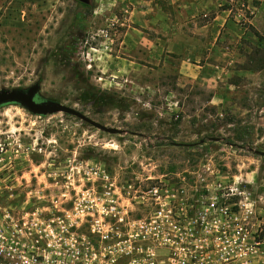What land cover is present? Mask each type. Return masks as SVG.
I'll return each mask as SVG.
<instances>
[{
  "label": "rangeland",
  "instance_id": "374dc122",
  "mask_svg": "<svg viewBox=\"0 0 264 264\" xmlns=\"http://www.w3.org/2000/svg\"><path fill=\"white\" fill-rule=\"evenodd\" d=\"M0 65V93L114 131L1 104V205L114 187L141 218L153 187L221 184L264 217V0H0ZM19 172L42 191H8Z\"/></svg>",
  "mask_w": 264,
  "mask_h": 264
},
{
  "label": "built area",
  "instance_id": "2783aa9c",
  "mask_svg": "<svg viewBox=\"0 0 264 264\" xmlns=\"http://www.w3.org/2000/svg\"><path fill=\"white\" fill-rule=\"evenodd\" d=\"M90 191L88 202L45 201L21 225L0 204V264H264V217L239 186L199 197L191 185L153 187L141 218L114 187Z\"/></svg>",
  "mask_w": 264,
  "mask_h": 264
},
{
  "label": "water",
  "instance_id": "95a60500",
  "mask_svg": "<svg viewBox=\"0 0 264 264\" xmlns=\"http://www.w3.org/2000/svg\"><path fill=\"white\" fill-rule=\"evenodd\" d=\"M81 4H86L87 0H75ZM36 92V88H33L29 91L28 94H24V93H18V92H5V93H0V105L7 103V102H17L20 103L21 105H23L29 112H31L34 115H38V116H46V115H51V114H57V113H65V114H69L72 115L74 117L79 118L81 121L88 123L100 130L103 131H108L111 133H114V131H110L105 129L104 127L92 122L91 120H89L88 118H86L84 115L71 110L69 108H66L62 105H58V104H53V103H48V104H35L33 102V96ZM212 141L216 142L218 141V139H211ZM254 155L259 156L264 158V152H260V151H252Z\"/></svg>",
  "mask_w": 264,
  "mask_h": 264
},
{
  "label": "flooded vegetation",
  "instance_id": "af4514ba",
  "mask_svg": "<svg viewBox=\"0 0 264 264\" xmlns=\"http://www.w3.org/2000/svg\"><path fill=\"white\" fill-rule=\"evenodd\" d=\"M17 173H12V178L8 181L10 183V187L7 189L11 193H23V194H28V193H39L42 191V189L39 191L37 188L33 187H18L15 185L18 182V179H25L26 173L19 172L18 175ZM3 177L2 175H0ZM36 180H38V177H34ZM54 181V179H52ZM0 182H4L3 180H0ZM47 188V187H46ZM21 197H19L20 199ZM47 204L45 201H13L10 203H3L2 205L4 206L3 209L8 210L7 214H9L10 218L12 221L18 223V224H23L25 219L28 217L29 219L35 217L37 213H39L40 207L43 205Z\"/></svg>",
  "mask_w": 264,
  "mask_h": 264
},
{
  "label": "trees",
  "instance_id": "16d2710c",
  "mask_svg": "<svg viewBox=\"0 0 264 264\" xmlns=\"http://www.w3.org/2000/svg\"><path fill=\"white\" fill-rule=\"evenodd\" d=\"M4 67H5V65H0V70H2ZM7 70H8V68H7ZM83 98H84V100L87 101V103H91V102L98 101V100L99 101H103L102 98H97L96 95L88 94V93L84 94V97Z\"/></svg>",
  "mask_w": 264,
  "mask_h": 264
}]
</instances>
